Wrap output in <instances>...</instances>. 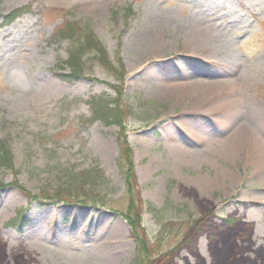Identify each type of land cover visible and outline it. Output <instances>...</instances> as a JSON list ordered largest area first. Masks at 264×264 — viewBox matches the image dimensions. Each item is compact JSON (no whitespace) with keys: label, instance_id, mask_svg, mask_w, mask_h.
<instances>
[{"label":"rangeland","instance_id":"obj_1","mask_svg":"<svg viewBox=\"0 0 264 264\" xmlns=\"http://www.w3.org/2000/svg\"><path fill=\"white\" fill-rule=\"evenodd\" d=\"M55 1L0 0V264H264V0ZM66 21L89 23L114 74L90 60L59 78ZM160 21L158 54L134 39ZM193 25L217 53L186 45ZM101 95L121 127L87 122ZM88 172L104 209L53 200Z\"/></svg>","mask_w":264,"mask_h":264},{"label":"trees","instance_id":"obj_2","mask_svg":"<svg viewBox=\"0 0 264 264\" xmlns=\"http://www.w3.org/2000/svg\"><path fill=\"white\" fill-rule=\"evenodd\" d=\"M18 12H14L11 15L7 16L4 19V25H9L17 16ZM52 40L54 41H66L70 45L69 53L67 59L61 63V66L67 68L69 70L68 74L61 75L59 78L64 82H73L76 80L82 73V65L84 62H90V60L96 61L104 66L105 70L110 74H114L112 65L110 64L107 55L104 51L102 44L94 37L92 34L90 25L88 22L84 21H75L68 22L58 28L54 34L52 35ZM119 77L117 78V80ZM117 96L120 97V93H117ZM89 117V123L98 122L103 126H122V119H124V113L120 110L119 104L116 100L107 99L106 96H92L87 102ZM140 104V102L138 103ZM144 105V104H143ZM145 106V105H144ZM139 107V106H138ZM137 108V106H136ZM130 113V112H128ZM125 156H128V152L125 151ZM120 166V161L118 162ZM128 170L125 174V181L128 183L133 178V174L131 171V167L128 163ZM10 169V160H9V150L6 145L0 142V170L7 171ZM94 178L91 177L90 173H84L79 175H74L73 173H65L63 179L64 188L57 191L53 197L55 201L61 202H90L95 205L103 207L102 204H99L96 199L90 196H85V187L89 185L94 186L95 182L93 180L101 179L99 174L93 173ZM97 177V178H96ZM131 193V191H128ZM82 194V195H81ZM104 208V207H103ZM148 213L151 215L155 213V211L149 209ZM130 212V208L128 209ZM120 216L128 221L130 226V230L135 233V223L129 221V217L124 214H120ZM202 223V222H200ZM136 242L140 244L138 237ZM146 249H144V253L146 256ZM139 255V252H136ZM136 255V257L138 256ZM134 258L133 263H139L140 258Z\"/></svg>","mask_w":264,"mask_h":264},{"label":"bare ground","instance_id":"obj_3","mask_svg":"<svg viewBox=\"0 0 264 264\" xmlns=\"http://www.w3.org/2000/svg\"><path fill=\"white\" fill-rule=\"evenodd\" d=\"M52 2H56L55 0H50ZM168 28V23L166 21H160L159 25L156 28L152 29L153 34L146 31V33H141L139 36L135 37V41H137L139 38L140 40H145L146 43L150 44L149 50L153 51V53H163L167 52L169 49L166 48V46L160 45L156 42L155 36H158L160 33H163ZM217 38L214 35V32L212 29H209V27H198V26H190V31L187 33L186 37V45H190L191 48H200L202 51H209L213 53H217L216 49L218 47L217 42L215 41ZM148 47V46H147ZM225 57H229L230 55L225 52ZM214 58V57H213ZM215 60H217L215 58ZM232 58L228 60H217L220 62L221 65L227 66L232 63ZM224 61V62H223ZM201 89H205L204 86H202Z\"/></svg>","mask_w":264,"mask_h":264}]
</instances>
